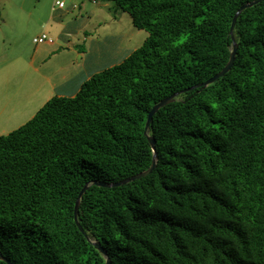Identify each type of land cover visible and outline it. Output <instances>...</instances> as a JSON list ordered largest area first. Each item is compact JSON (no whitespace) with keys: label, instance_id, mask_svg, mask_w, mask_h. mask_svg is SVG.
<instances>
[{"label":"trees","instance_id":"16d2710c","mask_svg":"<svg viewBox=\"0 0 264 264\" xmlns=\"http://www.w3.org/2000/svg\"><path fill=\"white\" fill-rule=\"evenodd\" d=\"M147 31L123 60L0 134L14 264H264V0H94ZM155 166L145 176L102 186ZM89 182L78 205L83 185ZM94 242L105 250L101 253ZM0 264H8L0 259Z\"/></svg>","mask_w":264,"mask_h":264},{"label":"rangeland","instance_id":"374dc122","mask_svg":"<svg viewBox=\"0 0 264 264\" xmlns=\"http://www.w3.org/2000/svg\"><path fill=\"white\" fill-rule=\"evenodd\" d=\"M52 1L55 0H0V134L24 123L48 100L47 92L29 88L38 82L39 74L33 71V65H39L38 60L31 67L26 64L35 46L43 43L34 42L33 37L44 33L38 31V22ZM107 3L104 7L109 13L90 24L87 35L98 40L108 39V44L120 41L123 51L111 59L119 62L141 45L147 31L134 26L128 12Z\"/></svg>","mask_w":264,"mask_h":264},{"label":"crops","instance_id":"0c3cea01","mask_svg":"<svg viewBox=\"0 0 264 264\" xmlns=\"http://www.w3.org/2000/svg\"><path fill=\"white\" fill-rule=\"evenodd\" d=\"M53 2L42 14L41 22L37 21L38 31L48 33L51 40L36 45L26 64L31 67L38 60L39 65H33V71L39 74L38 82L29 88L47 92L48 96H44L48 99L54 95L75 94L92 74L118 63L111 59L123 51L120 41L108 44V39L98 40L87 35L89 25L109 13L104 7L108 3L98 6L94 0H69L58 7Z\"/></svg>","mask_w":264,"mask_h":264},{"label":"water","instance_id":"95a60500","mask_svg":"<svg viewBox=\"0 0 264 264\" xmlns=\"http://www.w3.org/2000/svg\"><path fill=\"white\" fill-rule=\"evenodd\" d=\"M259 1L261 0H251V1H248V2H245L244 4H242L237 10L236 12L234 13L233 17H232V20H231V24H230V28H229V34L231 35V38H232V41H233V44H232V49L230 51V55H229V59L228 61L226 62V64L223 66V68L218 71L216 74L212 75L211 77H209L208 79L204 80L202 83H199L198 85H203V86H206L210 83H212L216 78L224 75L229 69L230 67L233 65V62H234V58H235V53H236V49H237V43H235L234 41V36H233V28H234V24H235V21L239 15V13L247 8V7H250L256 3H258ZM179 92H174L164 98H162L161 100H159L158 102L154 103L152 105V107L150 108V110L148 111L147 113V118H146V121H145V125H144V133L147 135V138L149 140V143L152 147V150H153V160H152V163L151 165L145 169V170H142V171H139L127 178H124L122 180H119V181H116V182H109V183H106V182H98V181H93V183H96L98 185H102V186H113V185H121V184H124L128 181H131V180H134V179H137V178H140L142 176H145L147 175L148 173H150L154 166H155V155H156V151H155V139L151 136V135H148L147 131H148V128H149V125H150V122L152 121V118H153V114L162 106L172 102L175 100V97L178 95ZM89 185V182L85 183L83 185V187L81 188V190L79 191L78 195H77V198L75 200V204H74V221L77 225V227L79 228L80 231H82L87 238H89L87 236V234L85 233V231L83 230V228L81 227L80 223H79V220L77 218V211H78V205L80 203V199L84 193V191L87 189ZM94 244L98 247L99 251L103 254H105V250L99 245V242H94ZM0 259L6 261L8 264H14L12 261H10L7 257L3 256L1 253H0ZM106 264H110V261H109V258L107 256L106 258Z\"/></svg>","mask_w":264,"mask_h":264},{"label":"built area","instance_id":"2783aa9c","mask_svg":"<svg viewBox=\"0 0 264 264\" xmlns=\"http://www.w3.org/2000/svg\"><path fill=\"white\" fill-rule=\"evenodd\" d=\"M54 4L57 5L58 7H63L65 5V2L64 0H55ZM43 40L50 41L51 37L48 36L46 33H41L40 36L33 37L34 42L43 41Z\"/></svg>","mask_w":264,"mask_h":264}]
</instances>
